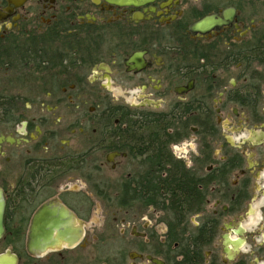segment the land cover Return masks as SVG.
<instances>
[{
  "label": "flooded vegetation",
  "instance_id": "flooded-vegetation-1",
  "mask_svg": "<svg viewBox=\"0 0 264 264\" xmlns=\"http://www.w3.org/2000/svg\"><path fill=\"white\" fill-rule=\"evenodd\" d=\"M0 191V264H264V0H0Z\"/></svg>",
  "mask_w": 264,
  "mask_h": 264
},
{
  "label": "water",
  "instance_id": "water-1",
  "mask_svg": "<svg viewBox=\"0 0 264 264\" xmlns=\"http://www.w3.org/2000/svg\"><path fill=\"white\" fill-rule=\"evenodd\" d=\"M5 198L0 191V239L5 234L4 214ZM46 218V220L42 219ZM74 218L64 210H47L46 214L33 222L28 247L35 254H44L49 249L62 246L72 247L78 242V230L75 229ZM76 230V231H75ZM1 260V259H0Z\"/></svg>",
  "mask_w": 264,
  "mask_h": 264
},
{
  "label": "clouds",
  "instance_id": "clouds-1",
  "mask_svg": "<svg viewBox=\"0 0 264 264\" xmlns=\"http://www.w3.org/2000/svg\"><path fill=\"white\" fill-rule=\"evenodd\" d=\"M9 27H11V25H9Z\"/></svg>",
  "mask_w": 264,
  "mask_h": 264
}]
</instances>
